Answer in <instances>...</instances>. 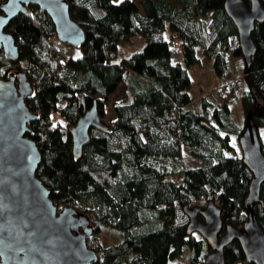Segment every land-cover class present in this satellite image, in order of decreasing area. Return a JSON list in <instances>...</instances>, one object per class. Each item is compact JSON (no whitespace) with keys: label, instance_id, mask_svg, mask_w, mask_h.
Listing matches in <instances>:
<instances>
[{"label":"trees","instance_id":"1","mask_svg":"<svg viewBox=\"0 0 264 264\" xmlns=\"http://www.w3.org/2000/svg\"><path fill=\"white\" fill-rule=\"evenodd\" d=\"M66 2L85 33L79 56L57 51L52 21L34 5L6 28L18 59L10 61L0 50V79L22 71L33 88L25 101L37 115L27 133L41 153L36 175L57 206L89 215L95 231L86 241L98 253L91 264H182L185 252L188 264H202L211 248L199 232L187 233L185 206L215 202L219 234L226 224L242 227L248 219L245 197L253 173L242 156L227 153L230 135L239 140L249 125L257 135L264 129V20L251 32L256 50L249 65L244 61L247 87L233 82L218 89L221 105L210 113L205 96L199 110L191 107L189 69L200 65L199 50L221 79L231 51L243 58L238 40L233 44L237 29L225 0H141V10L134 0ZM243 2L250 7L251 0ZM137 35L159 46L118 59L119 44ZM237 89L242 125L230 109ZM109 102L114 117L105 123ZM94 103L107 128H91L76 159L71 129ZM183 147L196 166L184 164ZM252 208L264 230V182ZM106 227L117 238L104 244L96 234ZM224 260L254 264L237 239L224 247Z\"/></svg>","mask_w":264,"mask_h":264},{"label":"water","instance_id":"2","mask_svg":"<svg viewBox=\"0 0 264 264\" xmlns=\"http://www.w3.org/2000/svg\"><path fill=\"white\" fill-rule=\"evenodd\" d=\"M29 5L37 6L51 19L56 38L72 47L85 41L83 29L70 18L66 0H5L0 2V50L10 61L19 56L13 36L6 31L19 14L30 15ZM224 10L232 20L246 65L255 53L251 32L255 22L264 20V8L258 0L247 7L243 0H225ZM33 88L22 71L0 79V264H91L98 253L87 245L86 238L95 227L89 215L72 205H57L50 188L36 175L41 153L28 137L32 113L26 98ZM91 128L105 130L94 103L71 129L72 153L78 159L89 140ZM242 159L252 171L245 197L248 219L242 227H223L220 207L209 201L204 207L185 206L189 216L187 233L199 232L211 248L202 264H224V247L237 239L246 260L264 264V230L253 212L264 182V153L255 128L249 125L239 138ZM200 214L202 218L198 216Z\"/></svg>","mask_w":264,"mask_h":264},{"label":"rangeland","instance_id":"3","mask_svg":"<svg viewBox=\"0 0 264 264\" xmlns=\"http://www.w3.org/2000/svg\"><path fill=\"white\" fill-rule=\"evenodd\" d=\"M138 5V8L141 10L140 1L134 0ZM238 40L237 36L233 38V44ZM52 44L55 46L57 51L63 55L65 58L77 57L80 55L81 51L79 48L68 47L66 44L60 42L56 37L51 38ZM155 46H159L158 43H146L141 36H134L127 42H121L119 44V54L118 59L125 58L133 52H146L150 51L148 49H154ZM233 49V48H232ZM231 49V50H232ZM199 55L201 56L200 65H195L189 69V76L191 86L188 91L190 97V104L192 108L197 110L200 109L199 99L201 96H205L207 101L211 104L208 107L209 112L211 113L212 107L220 106L222 99L218 95V89H223L229 86V84L236 82L239 88H246V79H245V62L242 57H233L232 51L229 53L228 68L223 79L215 75L212 64L201 55L199 50ZM173 61H176L174 59ZM118 94V93H117ZM116 94V95H117ZM241 90L237 89L235 95L232 97L230 102V109L232 115L235 118L237 124H243V110L240 102ZM113 96L112 98L116 97ZM111 98V99H112ZM62 103V102H61ZM111 103L109 102L107 106V114L104 118V122H109L114 117V114L111 110ZM258 136L260 138L261 149L264 152V129H258ZM230 144L232 145V151L228 152L227 155L231 156H242V150L239 144V140L236 135H230ZM182 158L186 166H196L197 161L190 156L189 150L186 147L182 148ZM63 206H57V209H60ZM97 238L104 244L111 243L116 240L117 236L112 232L111 228L106 227L100 230L96 234ZM182 264H188L186 261V252L181 258Z\"/></svg>","mask_w":264,"mask_h":264},{"label":"crops","instance_id":"4","mask_svg":"<svg viewBox=\"0 0 264 264\" xmlns=\"http://www.w3.org/2000/svg\"><path fill=\"white\" fill-rule=\"evenodd\" d=\"M238 58V57H237Z\"/></svg>","mask_w":264,"mask_h":264}]
</instances>
